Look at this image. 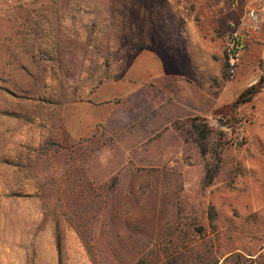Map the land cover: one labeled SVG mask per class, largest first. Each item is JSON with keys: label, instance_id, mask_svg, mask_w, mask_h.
Wrapping results in <instances>:
<instances>
[{"label": "rangeland", "instance_id": "rangeland-1", "mask_svg": "<svg viewBox=\"0 0 264 264\" xmlns=\"http://www.w3.org/2000/svg\"><path fill=\"white\" fill-rule=\"evenodd\" d=\"M171 1L203 24L204 0H0V264H264V0L231 78L224 35L244 11L210 0L211 115L186 107L205 52L160 26ZM144 49L183 85L98 104L106 120L72 139L66 111L126 79Z\"/></svg>", "mask_w": 264, "mask_h": 264}, {"label": "crops", "instance_id": "crops-1", "mask_svg": "<svg viewBox=\"0 0 264 264\" xmlns=\"http://www.w3.org/2000/svg\"><path fill=\"white\" fill-rule=\"evenodd\" d=\"M200 7L196 11L204 20L200 26L193 23L195 20L192 15L196 13L190 12L188 5L183 4L180 7L181 11H178L176 3L173 2L171 12L162 19L160 26L170 37L183 42L189 41L197 51L205 52V58L202 60L206 62V81L193 79L188 82L190 88L187 95L190 102L186 107L202 115H211L217 108L223 106L221 85H214L212 81L214 78L221 79V61L217 64L209 54L212 50H216L215 44H217V26L209 22L215 21L219 15L216 6H213L210 0H204ZM198 60L202 61L199 56ZM166 66L153 50L137 56L126 79L105 83L94 93L92 102L74 106L66 111L64 122L70 137L80 139L96 132L98 126L106 120V116L100 114L98 104L112 106L111 101L114 99L128 97L132 93L135 94V100L143 101L145 104L149 98L147 96L149 90L155 93L160 91L172 93L170 88L167 89L172 84L175 85V91H178L183 81L177 75L167 73ZM197 70L201 74V68L198 67ZM143 102L140 105H143Z\"/></svg>", "mask_w": 264, "mask_h": 264}, {"label": "built area", "instance_id": "built-area-1", "mask_svg": "<svg viewBox=\"0 0 264 264\" xmlns=\"http://www.w3.org/2000/svg\"><path fill=\"white\" fill-rule=\"evenodd\" d=\"M227 1L232 11L243 9V16L230 21L225 39V57L227 76L230 78L237 70L241 56L252 40V35L258 33L260 27V12L252 9V0H223Z\"/></svg>", "mask_w": 264, "mask_h": 264}, {"label": "trees", "instance_id": "trees-1", "mask_svg": "<svg viewBox=\"0 0 264 264\" xmlns=\"http://www.w3.org/2000/svg\"><path fill=\"white\" fill-rule=\"evenodd\" d=\"M226 68V63H225ZM262 81H260L258 84L252 85L248 89H246L235 101L234 106H238L241 104H246L249 102H252L255 97L262 91ZM214 178V175H209L208 181L211 183Z\"/></svg>", "mask_w": 264, "mask_h": 264}]
</instances>
